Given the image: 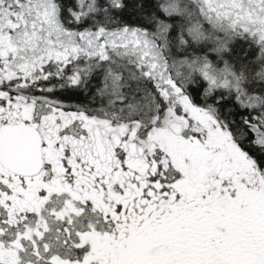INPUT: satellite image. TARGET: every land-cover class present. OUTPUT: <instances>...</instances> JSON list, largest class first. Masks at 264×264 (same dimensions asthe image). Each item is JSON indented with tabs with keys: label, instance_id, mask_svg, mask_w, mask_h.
<instances>
[{
	"label": "snow or ice",
	"instance_id": "snow-or-ice-1",
	"mask_svg": "<svg viewBox=\"0 0 264 264\" xmlns=\"http://www.w3.org/2000/svg\"><path fill=\"white\" fill-rule=\"evenodd\" d=\"M0 264H264V0H0Z\"/></svg>",
	"mask_w": 264,
	"mask_h": 264
}]
</instances>
